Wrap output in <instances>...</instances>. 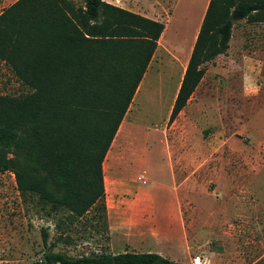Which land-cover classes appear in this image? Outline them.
I'll use <instances>...</instances> for the list:
<instances>
[{
    "label": "trees",
    "instance_id": "trees-1",
    "mask_svg": "<svg viewBox=\"0 0 264 264\" xmlns=\"http://www.w3.org/2000/svg\"><path fill=\"white\" fill-rule=\"evenodd\" d=\"M233 10L264 22V0L207 1L167 122L203 64L226 52ZM162 29L103 0H15L1 10L0 61L30 89L0 94V172H12L20 193L78 217L105 213L101 163ZM46 239L41 230L45 250L30 264H179L152 251L69 256Z\"/></svg>",
    "mask_w": 264,
    "mask_h": 264
},
{
    "label": "rangeland",
    "instance_id": "rangeland-1",
    "mask_svg": "<svg viewBox=\"0 0 264 264\" xmlns=\"http://www.w3.org/2000/svg\"><path fill=\"white\" fill-rule=\"evenodd\" d=\"M11 1L0 0V12ZM74 1L77 4L82 2ZM193 25L192 20H171L168 24L166 36L174 42L172 43L178 57L185 54ZM179 62V66L175 64L164 68L160 76L152 75L149 70L144 75V82L136 100L140 102L138 106L144 114V124L151 127L150 134L157 140L160 136L163 148L168 144L169 151L177 162L175 167L183 171L182 180L187 177L182 185L183 191L188 195L187 203L181 205L186 224L184 231L193 248L195 245L205 244L204 248L198 249L204 253L216 251L215 241L218 240L216 238L220 231L212 227H198V224H203L200 222V212L206 200L200 195L206 196V191H211L214 186L211 177L213 168L230 162L236 175H239L243 172L242 169L249 167L245 153L257 150H250L246 146L253 140H260L259 131L264 128V22L251 23L243 18L233 20L226 52L203 64L204 73L185 105L171 122H166L159 135L154 129L159 128L165 120L180 74L182 60L179 59ZM158 76L160 80L157 79ZM28 92L30 89L16 78L7 64L0 61V94L23 95ZM218 143L221 146L215 149ZM156 144L146 158L147 186L152 188L153 195L159 201L165 202L172 198V180L164 170L165 152L161 150L162 145L158 141ZM254 157L252 154L251 158ZM201 160L203 164H200ZM106 163L107 160L104 161V168ZM257 163L251 169L252 174H259ZM140 174L142 172L129 173L134 177ZM154 182H161L163 186H155ZM116 202L123 207L124 217L120 212H115ZM132 203L133 200L120 197L113 204V199L107 192V208L104 214L92 207L78 217L70 214L67 209L55 210L33 193H20L12 172L2 171L0 264H30L41 258L45 250L41 242V230L46 232V244L52 251L63 252L69 256L89 254L101 249L109 251L110 237L113 246L123 240L131 244L134 250L155 253L158 252L153 250L161 253L171 250L178 253L179 249L176 247L170 246L167 249L169 245L163 239L151 240L148 238L152 236L150 233L148 236L141 235L145 229L141 219L143 217L138 215L135 208L130 209ZM248 219L250 222L245 235L250 240V255L254 258L264 253V212L259 219L250 213ZM208 220L211 223L210 217ZM125 225L136 226L127 239L126 234L124 236L120 231ZM109 230L112 234H109Z\"/></svg>",
    "mask_w": 264,
    "mask_h": 264
},
{
    "label": "crops",
    "instance_id": "crops-1",
    "mask_svg": "<svg viewBox=\"0 0 264 264\" xmlns=\"http://www.w3.org/2000/svg\"><path fill=\"white\" fill-rule=\"evenodd\" d=\"M13 1L15 0H12L11 3ZM103 1L163 23V29L156 41L155 49L101 163L105 210L107 208V192L110 193L113 204L120 197L133 200L130 209L135 208L137 213H139L138 215L143 217L141 219H143V228L145 229H143L141 235L148 236V233H150L152 236H148V238L155 241L163 239L169 245L167 249L170 246L178 248V253L175 251L171 252V250L166 253H161L157 250L153 251L179 264H262L264 253L252 258V255H250V240L245 233L247 231L246 227H248L250 222L248 215L253 213L259 219L264 212V128L259 131L260 140H253L249 146H246L250 150L256 149L257 152L250 151L245 153V160L248 161L249 167L242 169V173L236 175V170L230 162L213 168L211 177L214 186L211 191H206V196L204 194L200 195L206 200L205 204L201 206L202 210L200 212V222L203 224H198V227L206 229L212 227L220 232L217 234L216 239L218 240L215 241L217 244L216 251L201 253L198 249L204 248L205 244L203 246L195 245V248H193L187 233L184 231L186 224L182 217L181 205L187 203L188 195L183 191L182 185L187 177H183L182 180L183 171L181 169L177 170L175 167L177 162H175L173 154L169 151L170 147L168 144L163 148L160 136L157 140L150 134L151 127L144 124V114L141 113L138 106L140 102L136 100V96L144 82V75L149 70L152 75L160 76V74H163L164 68L172 67L175 64L179 66V59L182 60L180 74L170 98V105H168L165 120L159 128L154 129L160 135L166 125L208 0ZM171 20L194 21L185 54L180 55V58L175 54L174 42L168 39L169 36H166L168 24ZM174 35H176V29H174ZM159 76L157 77L158 80L161 79ZM151 78H154V76H151ZM119 128V134H117ZM156 141L162 145L161 150H163V153L165 152L164 170L168 172L172 180L170 188L172 198L165 202L159 201L156 195H153L152 188L147 186L148 179L146 175L148 168L146 158L149 151L154 148ZM115 142L116 144L114 145ZM220 146L221 143H218L214 148L219 149ZM252 154L255 155L254 158H251ZM106 160L107 163L104 168V161ZM255 163L259 167V174H252L251 169L254 168ZM200 164H203L202 160ZM130 171L142 172V174L134 177V175H129ZM138 176H142L144 179L143 183L137 179ZM137 182L139 184H136ZM153 184L158 187L163 186L161 182H154ZM120 207L119 203L116 202L115 212H120L121 216L124 217V209L123 207L120 209ZM209 217L212 220L211 223H209ZM122 227L120 231L124 236L126 234V239L129 238L128 234L132 232V229L136 228L133 225ZM139 228H142V226ZM109 234H112L111 230H109ZM108 245L111 253L125 250L133 252L149 251L134 250L131 244L123 240L113 246L111 237Z\"/></svg>",
    "mask_w": 264,
    "mask_h": 264
},
{
    "label": "water",
    "instance_id": "water-1",
    "mask_svg": "<svg viewBox=\"0 0 264 264\" xmlns=\"http://www.w3.org/2000/svg\"><path fill=\"white\" fill-rule=\"evenodd\" d=\"M231 18H232V20L240 19V16L237 14L236 11L233 10L231 13Z\"/></svg>",
    "mask_w": 264,
    "mask_h": 264
},
{
    "label": "built area",
    "instance_id": "built-area-1",
    "mask_svg": "<svg viewBox=\"0 0 264 264\" xmlns=\"http://www.w3.org/2000/svg\"><path fill=\"white\" fill-rule=\"evenodd\" d=\"M137 179L141 180L142 183L144 182V179L142 178V176H138Z\"/></svg>",
    "mask_w": 264,
    "mask_h": 264
}]
</instances>
